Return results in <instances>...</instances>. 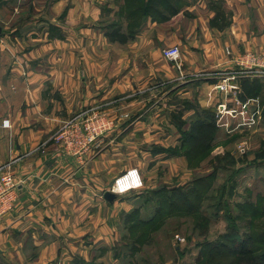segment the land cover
Returning a JSON list of instances; mask_svg holds the SVG:
<instances>
[{
	"label": "crops",
	"instance_id": "1",
	"mask_svg": "<svg viewBox=\"0 0 264 264\" xmlns=\"http://www.w3.org/2000/svg\"><path fill=\"white\" fill-rule=\"evenodd\" d=\"M81 1L70 0L68 10L67 0H57L48 8L51 14L64 12L65 23H48L41 28L44 40L17 37L23 27L0 25V122H9L8 128L0 127V166L15 158L19 161L13 168L17 184L13 207L0 217L1 264L6 258H13L15 264H72L73 258L74 263L79 257L85 259L88 224L95 230L90 236L98 237L93 223L107 218L111 224L118 222L122 214L133 209L131 202L109 203L102 198L110 191L113 179L130 168L128 159L134 153L129 152L126 140L147 144L157 139L154 143L162 144L161 135L141 130L145 127L141 121L134 127L116 129L117 125L122 127L124 117L111 110L117 118L115 129L78 160L48 142L67 117L129 93L135 80L142 88L144 83L161 78L160 84L172 81L174 71L162 63L160 48L182 45V38L187 41L184 47L191 50L183 49L185 56L191 54L185 60L191 71L204 65L220 71L231 68L229 58L221 54L222 46L264 48V31L257 33L259 27L264 29V0H222L234 6L229 27L222 28L209 23L216 13L207 10V0H187L193 18L185 35L176 22L183 11L164 23L149 19L125 44L109 42L98 31L99 22L83 21ZM99 1L116 9L114 0ZM202 9L207 12V21L199 18ZM114 10L110 12L116 13ZM208 85L200 88L205 93L201 105L211 103L204 88ZM135 131L143 133L141 140L136 141ZM99 145L104 150L97 149ZM151 156L152 152L142 149L136 156V167ZM146 185L151 187L148 182ZM27 248L37 255L33 261L27 260ZM93 255L90 252L88 259Z\"/></svg>",
	"mask_w": 264,
	"mask_h": 264
},
{
	"label": "rangeland",
	"instance_id": "2",
	"mask_svg": "<svg viewBox=\"0 0 264 264\" xmlns=\"http://www.w3.org/2000/svg\"><path fill=\"white\" fill-rule=\"evenodd\" d=\"M55 1L57 0H0V25L9 28L23 27L17 37L34 36L44 40L45 31L43 33L41 28L48 23H65L63 11L62 14H51L48 11ZM69 1L67 0L65 8ZM121 1L114 0V12L121 8ZM160 1L162 0H158ZM129 2L133 8L141 0ZM81 4L83 21L95 20L100 26L101 23L107 24L106 21L114 22L116 19L115 13L110 12L113 10L103 6L99 0H82ZM207 5L208 11L224 12L225 21L215 20L214 24L222 25L225 22L226 27H229L232 12L234 13L232 2L207 0ZM169 6L174 7V12L167 13V20L158 18L154 22L170 21L184 11L178 17L181 19L176 22L181 30L179 32L185 35L193 18V11L187 10L191 6H188L187 0H175ZM141 13L142 11L132 12L126 19L137 27L142 18ZM198 14L199 18L207 21L204 9L199 10ZM261 17L264 19V15ZM148 20L149 18L145 23ZM120 21L125 24L123 19ZM98 29L104 35V30ZM263 31L259 27L257 33ZM181 34H178L179 37ZM186 43L182 38L183 46L168 45L160 48L162 63L168 64L174 71L172 81L168 79L165 84H160L159 81L164 80L161 78L149 84L144 83L142 88L139 87L142 83L136 85L135 80L129 93L85 107L65 119L78 116L84 110H92L91 112L110 118L114 122V130L116 113L124 117L120 121L124 122L122 127L117 125L116 129L123 130L129 125L134 127L135 123L141 121L145 125L141 130L150 135L157 134V137L161 135L159 138L163 145L154 143L157 139H152L147 144L133 142V139L126 140L129 152L134 153L128 159L130 168L127 170L138 171L142 186L128 192V196L127 193L122 196L114 193L116 198L111 203L117 200L131 202L133 209L122 214V219L118 222L111 224L107 218L106 221L93 223L99 231L98 237L90 236L93 228L89 227L93 225L88 224V234H84V247L89 251L88 257L90 252L94 255L92 259H88L87 255L85 259L79 257L84 264H229L232 259L225 254L235 245L251 249L257 256H264V78L238 79L235 82L237 90L230 89L224 93L214 87L221 80L205 76L207 73L217 74L220 71L218 67L207 69V65H204L198 67L197 71L186 67L185 60L191 55H184L183 49L186 52L189 49L188 45H185L187 48L184 47ZM169 47L179 49L180 55L176 62L168 61L162 56V50ZM220 50L224 58H229L232 66L221 71L234 70L239 59L244 61L248 53L264 55V48H240L239 44L235 49L222 46ZM241 80L256 83L252 86L256 91L249 90L248 96L241 89ZM207 83L209 87L204 88L206 98L211 103L201 105L200 100L205 93L202 94L200 88ZM219 104H225V113L219 109ZM177 122H181L180 129L175 125ZM111 131L99 136L81 159ZM134 134L136 141L141 140L142 132L135 131ZM52 145L68 156L60 144ZM97 149L104 150L100 145ZM142 149L152 152V156L151 159H142L143 165L138 169L135 164L139 158L136 156ZM126 171L113 179L109 192L113 193L111 187L114 181ZM153 187L156 190L148 189ZM26 250L27 260L33 261L36 253L30 248ZM6 260H1L2 264H15L13 258ZM72 264H75L74 258Z\"/></svg>",
	"mask_w": 264,
	"mask_h": 264
},
{
	"label": "built area",
	"instance_id": "3",
	"mask_svg": "<svg viewBox=\"0 0 264 264\" xmlns=\"http://www.w3.org/2000/svg\"><path fill=\"white\" fill-rule=\"evenodd\" d=\"M179 49L177 47H169L162 50V56L168 61L176 62L179 59ZM234 70L219 71L216 73H207L205 76H212L213 79L221 80V83L214 84L216 89H220L227 93L230 89L237 90L235 82L243 78H264V55H256L248 53L244 57V61L239 59ZM211 79V78H210ZM232 82L233 84H230ZM219 109L224 113L227 111L225 104H219ZM92 110H84L78 116L64 120L58 129H56L48 139L49 143L60 144L62 150L68 156L80 158L88 150V147L94 141L114 128V122L105 115L91 112ZM232 111V110H231ZM91 112V114L89 113ZM234 114L235 111H232ZM1 128H8V120L0 122ZM18 161L17 158L8 160L0 166V217L11 210L13 201L12 193L16 189L17 184L13 173V168ZM139 181H136V177ZM117 185H121L124 190L114 192L113 189ZM142 182L136 169L127 170L124 174L118 177L111 191L118 195L126 194L130 191H135L141 188Z\"/></svg>",
	"mask_w": 264,
	"mask_h": 264
},
{
	"label": "trees",
	"instance_id": "4",
	"mask_svg": "<svg viewBox=\"0 0 264 264\" xmlns=\"http://www.w3.org/2000/svg\"><path fill=\"white\" fill-rule=\"evenodd\" d=\"M116 1V0H115ZM167 1V2H166ZM175 0H172L171 2L168 0H162L160 2H158V0H141V2L139 3V5L131 8V5L129 4V0H126L127 5L125 4V1L122 0L119 7V10L115 13L116 19L114 20V22H109L106 21L107 24H103L101 23V29L104 30V35L107 38V40L111 43H118V44H125L130 40H133L135 34L137 33V31L141 28V26L145 23V21L149 18L151 20H155V19H163V20H167L168 12H174V7H170L169 3L174 4ZM120 2V0H119ZM163 7V10L165 12H163V10L161 9ZM178 6V5H176ZM128 8V12H126V9ZM135 11H142V18L138 23V26L135 27L131 24V22H128L126 18L130 17V15L132 14V12ZM175 12H176V7H175ZM130 13V14H129ZM223 11L219 10L218 12H216L215 14V18L214 20L211 21V23L213 25L217 26V23H215V20H222L225 21V19L223 18ZM135 14V13H134ZM126 17H125V16ZM167 15V17H166ZM120 19H123L124 21V25L123 22L120 21ZM104 22V21H103ZM226 23L223 22L222 25H218V28H222L223 26H225ZM254 81V80H253ZM256 81V80H255ZM241 89L243 91L246 92V94L249 96V90H255V87L252 88V86H255L256 83L252 82H248L246 80H241ZM251 86V88H250ZM256 91V90H255ZM252 96V95H251ZM176 127L178 129H180V125L181 122L177 124H175ZM225 256H230L231 257V261L229 264H264V256H257L254 254V252L251 249H242L240 248L238 245H235L234 247H232L229 251L226 252ZM75 264H84V262L80 259L75 261ZM92 264V263H89Z\"/></svg>",
	"mask_w": 264,
	"mask_h": 264
},
{
	"label": "water",
	"instance_id": "5",
	"mask_svg": "<svg viewBox=\"0 0 264 264\" xmlns=\"http://www.w3.org/2000/svg\"><path fill=\"white\" fill-rule=\"evenodd\" d=\"M103 197L105 201L111 203L116 198V195L108 191L104 193Z\"/></svg>",
	"mask_w": 264,
	"mask_h": 264
},
{
	"label": "clouds",
	"instance_id": "6",
	"mask_svg": "<svg viewBox=\"0 0 264 264\" xmlns=\"http://www.w3.org/2000/svg\"><path fill=\"white\" fill-rule=\"evenodd\" d=\"M136 181L138 182L139 181V177L137 176L136 177ZM124 188L121 186V185H117L116 187H114L113 191L114 192H119V191H123Z\"/></svg>",
	"mask_w": 264,
	"mask_h": 264
}]
</instances>
